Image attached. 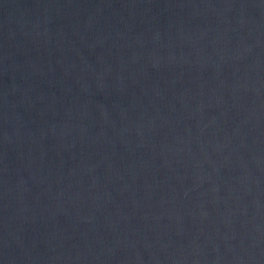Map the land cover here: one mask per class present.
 I'll use <instances>...</instances> for the list:
<instances>
[{
	"label": "water",
	"instance_id": "1",
	"mask_svg": "<svg viewBox=\"0 0 264 264\" xmlns=\"http://www.w3.org/2000/svg\"><path fill=\"white\" fill-rule=\"evenodd\" d=\"M0 264H264V0H0Z\"/></svg>",
	"mask_w": 264,
	"mask_h": 264
}]
</instances>
